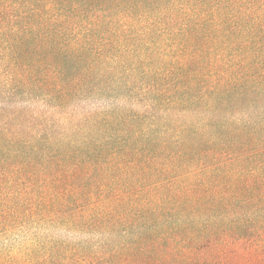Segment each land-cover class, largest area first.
Segmentation results:
<instances>
[{"label":"trees","instance_id":"trees-1","mask_svg":"<svg viewBox=\"0 0 264 264\" xmlns=\"http://www.w3.org/2000/svg\"><path fill=\"white\" fill-rule=\"evenodd\" d=\"M0 264H264V0H0Z\"/></svg>","mask_w":264,"mask_h":264}]
</instances>
